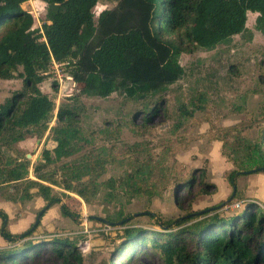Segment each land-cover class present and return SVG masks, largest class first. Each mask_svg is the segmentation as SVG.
Returning <instances> with one entry per match:
<instances>
[{"label":"rangeland","instance_id":"rangeland-1","mask_svg":"<svg viewBox=\"0 0 264 264\" xmlns=\"http://www.w3.org/2000/svg\"><path fill=\"white\" fill-rule=\"evenodd\" d=\"M116 4L99 0L93 9L95 19ZM23 8L32 14L33 28L41 29L46 4L29 0ZM256 17L249 12L247 31L212 49L190 47L191 51L179 58L182 78L164 92L143 99L119 93L107 98L86 96L80 85L75 87L67 78L71 68L59 69L61 84L56 70H50L39 85L54 104L46 130L38 134L40 128L32 129L24 140L2 149L5 159L28 161L27 179L51 187L81 218L75 223L63 217L56 205L31 238L18 244L7 242L0 249L22 248L31 240L38 255L17 264H52L49 243L58 240L74 244L82 253L83 264H168L150 247L139 257L116 254L125 243L126 229L164 237L167 230L160 221L193 215L182 226L186 227L214 215L230 219L250 202L264 210V172L238 177L235 195L228 183L234 169L228 157L242 145H254L264 130V35L256 30ZM21 73L18 68L13 79H0V105L23 92ZM62 106L79 113L78 137L70 143L68 153L57 158L58 144L51 130L58 125ZM45 151L50 152L49 163L44 160ZM135 171L140 180L138 193L122 182ZM37 173L48 182L37 179ZM191 176L209 184L207 192L196 183L189 192L186 185ZM69 185L82 190L88 202L67 191ZM23 186L0 185V202L9 203L12 234L28 230L40 211L35 212V205L21 199ZM37 191L33 188L30 193L39 196ZM121 218L125 222L119 223ZM111 219L115 224L109 223Z\"/></svg>","mask_w":264,"mask_h":264},{"label":"trees","instance_id":"trees-1","mask_svg":"<svg viewBox=\"0 0 264 264\" xmlns=\"http://www.w3.org/2000/svg\"><path fill=\"white\" fill-rule=\"evenodd\" d=\"M28 1L0 0V79L11 80L22 68L24 82L23 92L0 105V185L24 183L21 199L28 201L34 197L30 190L37 188L45 205L21 234L9 231V215L0 209V237L11 244L31 238L56 205L63 217L75 223L81 218L52 193L51 187L27 179L28 161L5 159L2 149L24 140L32 129L40 128L38 134L46 130L54 104L39 85L45 81L52 59L70 62V76L76 86H81L83 95L107 98L119 93L143 99L164 92L182 78L184 68L179 58L190 52V47L212 49L245 33L249 12L257 14L256 30L264 35V0H107L117 4L102 11L97 19L93 9L99 0H40L46 4V21L41 29L33 28L34 18L23 8ZM57 117L58 125L51 131L58 144L55 154L60 158L78 137L79 113L62 106ZM44 160L51 162L49 151H45ZM228 160L234 167L228 183L235 195L238 177L264 172V130L259 141L242 145ZM36 177L48 182L39 173ZM138 178L135 171L122 182L138 193ZM195 183L203 192L210 186L191 176L186 185L189 192ZM66 190L88 202L82 190L70 185ZM192 216L160 221L167 230L164 237L147 235L142 229H126L125 243L116 254L139 257L150 247L168 264H264V210L260 205L250 202L230 219L214 215L182 227ZM112 220L109 223L115 224ZM117 220L123 223L126 219ZM175 225L179 229H172ZM23 245L0 249V264H17L28 256L36 258L37 246L31 240ZM49 245L52 264H83L82 253L71 242L54 240Z\"/></svg>","mask_w":264,"mask_h":264},{"label":"crops","instance_id":"crops-1","mask_svg":"<svg viewBox=\"0 0 264 264\" xmlns=\"http://www.w3.org/2000/svg\"><path fill=\"white\" fill-rule=\"evenodd\" d=\"M8 205H9L8 202H5V201L4 202H0V209H3L9 215V213L7 212V206ZM28 205L29 206L30 205H33V206L35 205L36 208H35L34 211L37 212L38 210H41L44 207L45 202L43 201V199L41 197L34 196V198L31 201H29ZM52 209H53V207L47 213H50V211H52ZM9 219H10L9 226L12 227V219H11L10 215H9ZM0 225H1V220H0ZM5 244H7V242H5V241L3 242V239L0 238V247L6 246Z\"/></svg>","mask_w":264,"mask_h":264},{"label":"built area","instance_id":"built-area-1","mask_svg":"<svg viewBox=\"0 0 264 264\" xmlns=\"http://www.w3.org/2000/svg\"><path fill=\"white\" fill-rule=\"evenodd\" d=\"M69 64H70V62L57 63L56 61H54V60L52 59V63H51V65L49 66V69H48L46 75H48V74L50 73V70H52V69L56 70L55 74H56V76H57V78H58V81H59L60 84H61V81H62V75L60 74L59 69H60V68H63V67H64V68H65V67H68ZM68 68H70V67H68ZM67 78H68L69 80L73 81V80H72V77H67ZM73 84H74V86L76 87V84H75L74 82H73ZM60 86H61V85H60Z\"/></svg>","mask_w":264,"mask_h":264},{"label":"water","instance_id":"water-1","mask_svg":"<svg viewBox=\"0 0 264 264\" xmlns=\"http://www.w3.org/2000/svg\"><path fill=\"white\" fill-rule=\"evenodd\" d=\"M30 157V155H28V158ZM41 230V229H40Z\"/></svg>","mask_w":264,"mask_h":264}]
</instances>
